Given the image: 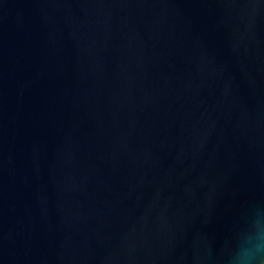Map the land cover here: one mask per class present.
<instances>
[{"label": "water", "instance_id": "obj_1", "mask_svg": "<svg viewBox=\"0 0 264 264\" xmlns=\"http://www.w3.org/2000/svg\"><path fill=\"white\" fill-rule=\"evenodd\" d=\"M261 245L264 0H0V264Z\"/></svg>", "mask_w": 264, "mask_h": 264}, {"label": "clouds", "instance_id": "obj_2", "mask_svg": "<svg viewBox=\"0 0 264 264\" xmlns=\"http://www.w3.org/2000/svg\"><path fill=\"white\" fill-rule=\"evenodd\" d=\"M243 264H264V245H261L255 253L246 255Z\"/></svg>", "mask_w": 264, "mask_h": 264}]
</instances>
